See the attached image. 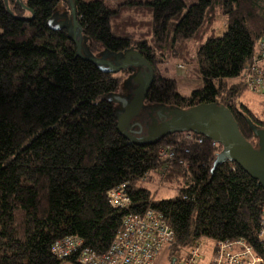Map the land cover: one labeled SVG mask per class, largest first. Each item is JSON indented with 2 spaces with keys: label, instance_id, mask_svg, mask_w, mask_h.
<instances>
[{
  "label": "trees",
  "instance_id": "16d2710c",
  "mask_svg": "<svg viewBox=\"0 0 264 264\" xmlns=\"http://www.w3.org/2000/svg\"><path fill=\"white\" fill-rule=\"evenodd\" d=\"M61 2L0 0V264H99L127 218L148 211L172 231V264H186L194 250L193 264L211 261L226 241L262 254L263 188L235 163L213 170L222 148L203 136L129 143L109 100L121 78L78 56L69 0ZM72 2L85 56L135 50L151 66L144 105L223 106L258 147L253 128L264 129V100L258 108L245 100L244 72L264 37V0H148L135 7L151 16L144 33L102 0ZM173 60L192 65L188 76L203 87L181 95L161 71ZM157 186L174 196L157 200ZM118 189L123 207L113 205ZM69 238L79 248L61 258L55 250ZM146 247L137 257L153 264L158 255L145 256Z\"/></svg>",
  "mask_w": 264,
  "mask_h": 264
},
{
  "label": "water",
  "instance_id": "95a60500",
  "mask_svg": "<svg viewBox=\"0 0 264 264\" xmlns=\"http://www.w3.org/2000/svg\"><path fill=\"white\" fill-rule=\"evenodd\" d=\"M5 3L8 7L7 0H5ZM69 4L71 9V27L68 28V31L71 34V39L76 46L79 57L96 64L106 73L116 74L128 68L144 71L143 75L138 72L134 77V83L137 88L131 99L116 94L109 97L111 102L120 106L117 114V129L129 143L138 146L154 145L168 135L175 133H192L197 136H203L222 148L221 153L214 162L213 170L225 162L235 163L252 179L256 180L264 190V129L253 128L258 140V147L255 148L244 138L231 112L223 106L201 104L188 110L153 108L150 112L151 115L154 114V117L150 122L151 125L148 128L147 136L145 138L135 137L130 132L135 125L130 126V123L132 120L139 118L143 111L149 87L154 81L153 69L135 50L126 51L123 54L124 57L118 63V59L122 56L121 53L119 55H104L102 58L85 56L82 51V35L78 31L79 26L72 0H69ZM112 55H114L115 62L109 60ZM144 75L148 78V82H143L148 86H142V83H140L139 78ZM146 120L147 122L149 121L148 119ZM136 125L140 128L138 134H141L143 131L142 126L140 124Z\"/></svg>",
  "mask_w": 264,
  "mask_h": 264
},
{
  "label": "built area",
  "instance_id": "2783aa9c",
  "mask_svg": "<svg viewBox=\"0 0 264 264\" xmlns=\"http://www.w3.org/2000/svg\"><path fill=\"white\" fill-rule=\"evenodd\" d=\"M244 81L247 89L257 97L264 98V37L259 42L258 52L254 56L252 62L247 66L244 72ZM118 200L113 199V203L118 205ZM123 207V206H122ZM134 220L127 218L124 223V227L127 230L135 229V235L131 240L137 245V247L129 248L125 246L126 250L131 251L132 255H126L122 260L112 262L111 264H144V261L137 257V253L140 248L145 247V240L154 236L159 231H162L164 238L169 240L171 236V230L160 220L151 219L145 225H137V229L130 226ZM257 239L262 248V254L257 253L252 247H248L246 250L241 248V242H224L219 243L217 251L212 258L213 264H264V218L262 220L261 228L258 231ZM78 244L73 238L67 239L65 242L58 244V248L55 253L61 258H68L75 254L78 250ZM255 253V254H254ZM198 251L194 250L192 256L186 261V264H193L198 258ZM149 257V256H148ZM91 257L84 258L83 264H96ZM151 258V257H149ZM101 263V262H99Z\"/></svg>",
  "mask_w": 264,
  "mask_h": 264
},
{
  "label": "rangeland",
  "instance_id": "374dc122",
  "mask_svg": "<svg viewBox=\"0 0 264 264\" xmlns=\"http://www.w3.org/2000/svg\"><path fill=\"white\" fill-rule=\"evenodd\" d=\"M86 1H89V0H86ZM102 1H104L105 4L109 8H111L113 10H117V9L119 10L118 19L120 22H124V21L128 22L129 20H137V21H139L137 24L138 30L141 31L142 33H144L147 30L146 29L147 24H148L147 22L151 21V19H150L151 16L149 14L146 15L147 10H145V9H141V11H138L136 13L135 7H136V5L145 3L148 0H102ZM182 1H184V3L187 6H190L194 3H197L199 0H182ZM63 5L64 4H63V0H62L61 6H60L61 9L63 8ZM123 6H129V10L122 8ZM140 12H141V14H140ZM58 13H60L61 16L63 14V12H61V11ZM60 18H62V17H59V19ZM141 22H143V24ZM218 26H219V24H218ZM222 30H223V28H222ZM191 67H193V66L192 65L187 66L185 64H182L180 62H176L173 60V61L169 62L168 64L164 65L162 67L161 71H162V74L164 76L166 75L170 78L177 80L178 91L181 95L190 96L194 90H198V89H201L203 87V81L201 79H190L189 78L188 73L191 71ZM117 77H120L121 81H123L126 76H124L123 73H120L117 75ZM120 86H121V84H120ZM116 95L121 96V97H125V96H128V93H126L125 89L121 86L119 88V90L117 91ZM245 98L244 99L249 103V105L251 107H254V108L260 107V105H259L260 102L264 100L263 97H257L254 94H252L247 88H246ZM116 110L117 111L119 110V106L116 107ZM148 110H149L148 106L144 105L143 111L139 117V120L141 122L136 121V122L142 124V126L144 128H146L147 125H150V122H147L146 116H145L146 111H148ZM145 131H146V129H145ZM156 188L158 190L156 193L157 194V196H156L157 200L170 198V197H173L175 194L174 190H170L168 188L160 189V186H157L153 189H156ZM207 243L211 244L210 241H208ZM170 256L171 255H170L169 246L165 245L163 247V249L159 252V254H158V256L155 259L153 264H172L173 260L170 259ZM210 259H211V257L207 256L204 259V264H209ZM63 264H71V263L65 262Z\"/></svg>",
  "mask_w": 264,
  "mask_h": 264
},
{
  "label": "bare ground",
  "instance_id": "6f19581e",
  "mask_svg": "<svg viewBox=\"0 0 264 264\" xmlns=\"http://www.w3.org/2000/svg\"><path fill=\"white\" fill-rule=\"evenodd\" d=\"M136 124H140V123L135 122V120H132L130 123V126L135 125L130 130V132L134 136H135V133L133 132V129L135 127L140 129L139 126H137ZM149 126L147 127V131H148ZM142 128H143V126H142ZM138 132H139V130L136 133H138ZM111 196H112V199L118 200V202H117L118 205L116 203H113L114 206H116V207H122L123 206V201L121 199H122V197L124 199V196L122 195V192L119 189L113 191L111 193ZM128 218H131L132 220H134V222L130 226H133L137 229L135 224L141 225V226L145 225L147 222H149L151 219H153V212L148 211L147 213H145L144 216L138 217V218H132V217H128ZM134 235H135V229L134 228L127 230V229H125V227L123 225V230L118 235L115 243L111 247V250H109V252L107 254H105V260L99 264H111L112 262L122 260L123 257H125L126 255H132L131 251L126 250L125 246H128L129 248L137 247V245L131 240V238L134 237ZM170 242H171V240L164 238L162 235V231L158 230L157 234H155L154 236L145 240L144 244L147 247L145 249L144 255L149 256L151 258H154L156 255L159 254V252L163 249V247L165 245L170 244ZM227 242H231V241H227ZM236 242H241V244H242L241 248L243 250H246L248 247H250L249 245H247L242 240L236 241ZM179 262L180 263H177V264H184L181 261H179ZM195 262H196V260H195ZM144 264H151V263L150 262H144ZM197 264H204V260H200V262L198 261ZM209 264H213L212 261H210Z\"/></svg>",
  "mask_w": 264,
  "mask_h": 264
},
{
  "label": "flooded vegetation",
  "instance_id": "af4514ba",
  "mask_svg": "<svg viewBox=\"0 0 264 264\" xmlns=\"http://www.w3.org/2000/svg\"><path fill=\"white\" fill-rule=\"evenodd\" d=\"M124 53H121L122 56L118 59L117 63L124 57V55H123ZM117 55H119V54H117ZM113 56L114 55H112V57H110L109 60H111L112 62H115V58ZM106 58L108 59V57H106ZM138 72H141L142 75L144 74L143 70L136 69V68H128V69H126L124 71L119 72V73H123V75L126 76L124 78V80L121 82V86L125 89V92L128 93V96H125L128 99H131V97L133 96L134 91L137 88V85H135V83H134V77L137 75ZM139 80H140V83H142V86H146L147 85L145 82H143V81H147L148 82V78H146L145 75L143 77H140ZM150 86H152V84ZM149 89H150V87H149ZM152 109L153 108H149L148 112L146 111V114H148V116H146V115L145 116H146V119L149 120L148 122H151L152 118L154 117V114L151 115V112H150V111H152ZM137 119H134L135 122L138 121ZM148 126L149 125H147L146 128L143 127V132L141 134L136 133L139 129L137 127H135L133 129V132L135 133V137H137V138H141V137L145 138L147 136V127ZM145 129H146V131H145Z\"/></svg>",
  "mask_w": 264,
  "mask_h": 264
},
{
  "label": "clouds",
  "instance_id": "9594fccd",
  "mask_svg": "<svg viewBox=\"0 0 264 264\" xmlns=\"http://www.w3.org/2000/svg\"><path fill=\"white\" fill-rule=\"evenodd\" d=\"M119 108H120V106H119ZM137 120L139 121V118Z\"/></svg>",
  "mask_w": 264,
  "mask_h": 264
}]
</instances>
